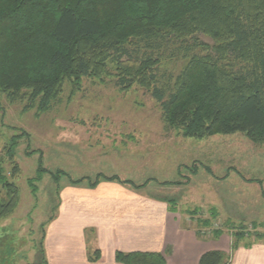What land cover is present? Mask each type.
Segmentation results:
<instances>
[{"label": "trees", "instance_id": "16d2710c", "mask_svg": "<svg viewBox=\"0 0 264 264\" xmlns=\"http://www.w3.org/2000/svg\"><path fill=\"white\" fill-rule=\"evenodd\" d=\"M172 41L183 44L184 65L166 81L159 54ZM106 75L120 90L147 91L165 126L186 138L241 133L264 145V0H0V92L10 102L45 111L65 81L76 90L82 79ZM18 173L15 164L11 175ZM1 191L0 219L18 202L0 167ZM115 259L166 264L156 253L117 252ZM199 264H228V257L208 252Z\"/></svg>", "mask_w": 264, "mask_h": 264}, {"label": "rangeland", "instance_id": "374dc122", "mask_svg": "<svg viewBox=\"0 0 264 264\" xmlns=\"http://www.w3.org/2000/svg\"><path fill=\"white\" fill-rule=\"evenodd\" d=\"M182 45L172 41L159 54L163 80L184 65ZM114 82L113 75L84 78L73 90L65 81L45 111L0 92V167L18 193L17 205L0 219V264H43L42 235L57 214L59 189L89 184L99 173L173 198L171 205L204 239L225 234L231 248L264 235V145L241 133L186 138L165 126L147 91L120 90ZM11 142L13 158L6 154ZM15 164L19 173L12 176ZM237 235L243 239L237 242Z\"/></svg>", "mask_w": 264, "mask_h": 264}, {"label": "crops", "instance_id": "0c3cea01", "mask_svg": "<svg viewBox=\"0 0 264 264\" xmlns=\"http://www.w3.org/2000/svg\"><path fill=\"white\" fill-rule=\"evenodd\" d=\"M142 185L102 178L94 186L63 185L57 214L43 231V263L121 264L117 252H142L161 254L166 264H199L202 255L218 251L228 264H264V241L234 249L225 234L204 239L172 208L173 198L148 194Z\"/></svg>", "mask_w": 264, "mask_h": 264}]
</instances>
